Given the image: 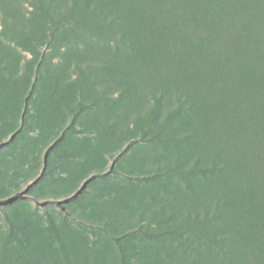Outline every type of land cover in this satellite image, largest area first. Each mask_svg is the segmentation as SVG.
<instances>
[{
  "label": "trees",
  "instance_id": "trees-1",
  "mask_svg": "<svg viewBox=\"0 0 264 264\" xmlns=\"http://www.w3.org/2000/svg\"><path fill=\"white\" fill-rule=\"evenodd\" d=\"M49 23L76 74L66 92L157 128L145 171L173 180L150 215L187 237L146 264H264V0H0V36L26 51Z\"/></svg>",
  "mask_w": 264,
  "mask_h": 264
},
{
  "label": "rangeland",
  "instance_id": "rangeland-1",
  "mask_svg": "<svg viewBox=\"0 0 264 264\" xmlns=\"http://www.w3.org/2000/svg\"><path fill=\"white\" fill-rule=\"evenodd\" d=\"M60 31L49 23L34 52L0 36V200L21 194L0 205V264H146L162 242L187 237L170 240L150 215L173 180L145 171L157 128H136L133 114L94 105L78 87L66 92L76 74L70 52H57ZM80 102L91 106L74 121Z\"/></svg>",
  "mask_w": 264,
  "mask_h": 264
}]
</instances>
